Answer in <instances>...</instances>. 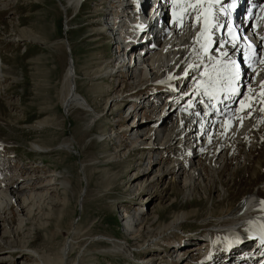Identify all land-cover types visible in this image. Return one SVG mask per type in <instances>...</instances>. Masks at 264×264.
I'll use <instances>...</instances> for the list:
<instances>
[{
  "label": "rangeland",
  "instance_id": "1",
  "mask_svg": "<svg viewBox=\"0 0 264 264\" xmlns=\"http://www.w3.org/2000/svg\"><path fill=\"white\" fill-rule=\"evenodd\" d=\"M5 3L6 9L0 7V162L6 167V174H14L11 176L14 186L24 180L43 184L50 174L59 178L54 192L46 188L41 190L45 194L32 208V220L18 238L20 244L27 238L32 241V253L39 252L44 259L49 256L52 264H58L55 263L58 251L70 240L74 242L70 264L76 258V264L81 259L80 264H124L126 253L117 252L111 244L117 241L131 246L134 256L149 259L156 254L158 264H169L171 251L162 250L160 242L172 240L178 248L174 252L191 253L187 248L201 242H195L194 235L199 238L213 230L216 222L212 216L231 204L240 205L249 193L256 191L259 183L264 186V167L257 166L259 159L264 161V131L261 128L252 132L248 144L244 137L231 151L233 154L227 153L222 176L216 184L208 185L210 175L207 170L204 176L207 181H197L190 193L185 192L189 189L184 186L190 177L189 170L178 176L163 171L165 162L169 165L176 159L175 155L159 158L158 154L134 147L135 141L127 132L129 121H133V118L129 120L128 114L132 110L135 113L141 104L133 106L128 102L122 109L120 102H113L109 107L112 99L118 98L119 90L123 94L132 90L124 72L120 78L104 77L110 62L117 58L111 54L115 49V46L111 47L114 39L106 40L101 36L99 14L106 10V1L104 5L101 0L84 1L77 12L65 10L66 0H6ZM106 12L114 14L116 9L108 7ZM165 20L169 19L161 16L156 24L161 23L162 28ZM141 39L147 40V37ZM61 40L65 41L66 48ZM70 60L76 71L79 106L74 105L67 114L60 100L61 83ZM183 68L181 66L180 70ZM185 85L188 84L183 83ZM148 89L146 92L152 94L153 88ZM150 106H141L140 128L147 127L150 117L155 116L167 120L164 129L168 130L177 113H163L167 107L163 103L162 106L158 103L159 109L152 110ZM243 121L244 127L249 126L251 132L253 119ZM133 122H140L139 117ZM251 138L261 143L260 149L253 148L255 141ZM34 145L52 151L36 152ZM247 150L255 158L263 157L248 160L243 166ZM197 162L195 157L193 167H197ZM248 164H251L249 169ZM255 169L262 175L260 179L253 175ZM64 180L67 190L59 185ZM5 188L9 191L13 186ZM23 188H27L25 192L33 191L30 184ZM81 192L85 195L82 205L77 203ZM52 198L54 200L50 202ZM255 199L261 203L257 195ZM13 205L12 214L7 213L4 218L5 221L11 218L16 226L21 218L20 206ZM31 207L32 204L29 209ZM209 212L212 214L206 218L211 217L208 220L213 224L206 225L208 220L204 222L203 216ZM182 214L185 221L168 226L174 217ZM133 217L141 220L134 226V230L141 228L137 232V243L129 240L126 233ZM35 224L42 227L37 234H34ZM208 226L212 229L205 232ZM57 230L61 235L54 238ZM75 231L77 235L72 238L74 234L69 233ZM213 236L214 243L217 239L226 241L235 235ZM137 246H141L139 250ZM149 247H153V252L145 250ZM197 248L194 262L208 264L199 261L198 254H206L202 248ZM220 257L218 255L216 260L220 261Z\"/></svg>",
  "mask_w": 264,
  "mask_h": 264
},
{
  "label": "bare ground",
  "instance_id": "2",
  "mask_svg": "<svg viewBox=\"0 0 264 264\" xmlns=\"http://www.w3.org/2000/svg\"><path fill=\"white\" fill-rule=\"evenodd\" d=\"M81 1L82 0H66L65 10L77 12L84 4V0ZM5 2L6 0H0V7L3 6V8L6 9L8 6H6ZM3 3L5 5H3ZM131 6L133 5H129L122 12V23L113 38V45L115 46L114 51L116 48H119L118 45L121 42L123 43V38H126L123 36V33L128 24L127 19L134 16H128L127 13H135L130 11ZM110 15L111 14L109 13L108 16ZM216 15H218L219 18H222V15L216 13V9L204 6L200 0H162L160 14L155 19L154 23L157 25L156 22H158L161 16H164V19L169 20H167V22L166 20L163 21L165 24L162 28L160 26L161 29L159 30L156 29L155 26H152L146 36L147 40H136L135 36L131 37L129 41L130 55H127V59H124V56L119 54L116 59L110 62L108 67L109 70L104 76L108 79L120 78L122 75L121 73L124 72L127 79H129V83H131L130 90H132L131 92L134 94V97H130L129 99L130 94L126 93V95L123 96L124 94L121 92L122 90H119L118 98H113L109 107L113 102H120L122 109H124V105L128 102H131L133 105L138 103L137 105L141 104V106H144L147 103L146 97L154 95L155 100L154 103L151 104L152 106L155 105L152 107V110H154L159 109L160 105L158 106V103H161L162 106L163 101L161 100L163 98H158V94H149V92H146L145 88L148 85L159 86L164 82H178V79L181 80L186 74L188 78L184 83H187L190 86L188 89L189 93H186V96L174 94L172 99H166V105L169 104L170 110H165L164 112L162 110L163 113H166L167 111L177 113L174 123L168 128V130L164 129L167 120L154 118L155 116L150 117L151 120L147 122V127L144 126L140 128L139 125L142 123V117L139 115L142 107L139 106V109L137 111L135 110V113L131 109L132 111H130L128 117L129 120L133 118L134 121L138 116L140 122L129 121L127 132L131 134L130 139L135 141L134 147L137 146L136 149L138 150L146 149L145 151L148 153L153 152L158 154L159 158H162L163 155L164 157L175 155L176 159L172 160L169 165L165 162L163 171L178 176L184 170H189L188 175L190 177L188 178V182H185L184 185H187L186 188L189 190L185 192L188 193L192 191L197 181H207V178L204 177L207 175V170L210 175V179L207 182L209 183L208 185L212 187L216 184V181L222 176V169L225 167L224 164L226 163L227 153H231V151L242 142L241 139L244 137H247L245 143L248 144L250 142V139L248 138L251 136L252 132H257L259 128L264 131V96L261 95V93H264V88L260 87V82L262 78H264V64L260 63V60L263 59L264 55V39H261L264 35V28L255 33L251 40L242 42L238 51L237 64L240 66V78L239 82L233 83L236 84L238 90L242 92V97L232 94L231 100L224 104L222 110L218 112L209 111L207 115L201 113V110L198 107V104L201 103V100H198L199 94L202 92L201 85H209L211 84L210 82H213L212 85L224 83L226 78H230L231 69L233 68L232 64H228L230 67V70L227 72L228 76H223V74L216 72L217 69L220 68V64L233 58V50L227 52L228 56L225 57L223 55L225 51L222 50L223 48L219 47V44H222V41L217 30L218 24L216 23ZM67 31L66 28V32ZM61 42L66 48L65 41L61 40ZM125 44L126 41L123 44V48ZM249 44L252 45L251 51L247 47ZM205 49H207V51H205ZM197 54L198 57L196 56ZM200 55H202V57H200ZM250 57L251 59H249ZM71 62L72 61L70 60L67 64V69L61 83L60 105L67 114L74 105L77 107L79 106L76 92V71ZM181 66L184 67L182 70H180ZM197 68L199 70H205L206 75L204 77L199 76L198 70H196ZM178 70H180L179 73H176ZM218 80H220V82ZM142 87L144 90L140 91ZM207 92L211 95H215L212 91ZM142 98H144L143 100L145 104L142 103ZM191 101L193 102V105L188 106L187 104ZM83 103L85 104L84 99ZM106 105L107 102L105 103V107ZM82 107H85V105ZM184 111L187 112L186 115H183ZM189 112L192 113L188 114ZM245 118L253 119L252 122H254V126L251 132L249 126L244 127L245 122L243 119ZM141 131H143L144 134H142ZM251 140L253 142L255 141L253 138H251ZM33 148L36 152L44 154L52 151L51 149H47L40 145H34ZM253 148L260 149L261 143L255 141ZM245 152L246 159L243 161V166L247 164L248 160L255 161V159L258 160V157L260 156L259 155L255 158L251 151L247 150ZM231 154H233V152ZM195 157L198 158L197 167H193V165H196L194 164ZM201 160L204 162H201ZM259 160L261 161L257 163V166L264 167V161H262V159ZM250 167L251 164H248L247 169ZM13 175L11 176L13 177ZM253 175L256 179L262 177L256 169L253 170ZM4 176L5 177L0 182V253L7 255H0V261H2L1 264H52V258L49 256H45L44 259L38 251V253H32L33 251L30 247L33 243L31 240H28L27 238L26 242L20 244L18 238L23 235L24 231H26V226L32 220V208L36 206L38 200L41 201V198L45 194L42 193L41 190L46 188L47 190L54 192L56 190V184L59 181L58 176L55 174L48 175L47 181L43 184H34L33 181L26 183L24 180L17 183L15 186L12 183L11 176L6 174L5 171ZM26 184H30L33 187V191L30 189V192H25L24 189L27 188L23 187L26 186ZM8 185L13 186V189H9L8 191V189L5 188V186L7 187ZM59 185H61L64 190H67V183L65 180L61 181ZM260 185L262 184L259 183V186ZM221 187L223 188V183L221 184ZM258 187L254 193H249L244 200L240 202V205L236 206V204H231L228 207L221 209L220 214L212 216L215 218L214 221L216 222L213 230L199 238L197 237V234L194 235L197 237H193L194 241L201 242H199L198 245L195 244L194 246L192 245L187 248L191 253H184V250L178 252L177 255L180 256V264H196L197 262H194V257L196 256L194 255V253H196L195 248H202V250L205 251L206 257L208 254L207 246L214 248V245L216 247L214 250L216 253L214 263L228 264L231 258H236L237 254H235L234 247L236 248L249 240L245 239V235L254 232V229L257 227L255 223L262 222L264 224V205L258 203V200L255 199V195L264 197V186L262 185L259 189ZM84 196L83 192H81L77 203L80 202L82 205ZM252 199L254 201L257 200V202L255 201L257 205ZM53 200L54 199L52 198L50 202H53ZM14 203H17L20 206L18 213L21 215L19 222H17L18 225L16 226H13L14 221L11 218L7 219V221H5L4 218L7 213H9V215L12 214ZM30 204H32V207L29 209ZM211 214L212 213L209 212L205 217L203 216L204 222L207 219L206 216ZM122 219H124V217ZM57 220H59V218H57ZM183 221H185L183 214L177 215L172 221H170L168 226L174 224L178 225ZM209 221L210 220L205 222L206 225L213 224ZM140 223L141 220L139 217H133L130 223L131 226H127V238L133 243L138 242L139 235L137 232L141 229L134 230V226H137ZM35 226L34 234H37L42 227L40 224H35ZM210 232L212 234H210ZM224 233H231L235 236L237 235V237L240 238L239 242L238 240L237 242L234 241V236L232 238V241H234L233 243L230 239L227 244L226 241L222 239H217L216 242L213 243L214 239L211 237L212 235L221 238L222 236L220 235ZM69 234H74L72 237L74 238L77 235V231ZM60 235L61 232L57 230L54 232L53 237H60ZM72 241H74V239H72ZM111 244L113 245L114 250L119 253L134 255L133 250H131V246L129 245L125 246L117 241H112ZM73 245L74 242L71 243L70 240L65 241L58 251L57 262L55 263L70 264L69 260L72 257L74 249ZM144 245L145 243L142 246ZM139 247L141 246H137L136 249ZM228 247H231L232 249L230 252L231 255L225 257L226 254L223 252H227ZM152 248L153 247H149L145 250L151 253L153 252ZM246 249L248 250V248ZM239 252L243 253V251ZM153 255L154 257H149L148 260L152 261L151 264H158L159 258L155 257L158 255ZM218 255L219 257L221 255L220 261L216 260ZM76 260L77 258L72 264H76ZM183 260H185L184 263ZM82 261L83 259L79 260V263L77 264H80ZM250 264H264V261L259 258H254V261H250Z\"/></svg>",
  "mask_w": 264,
  "mask_h": 264
},
{
  "label": "snow or ice",
  "instance_id": "3",
  "mask_svg": "<svg viewBox=\"0 0 264 264\" xmlns=\"http://www.w3.org/2000/svg\"><path fill=\"white\" fill-rule=\"evenodd\" d=\"M227 2V0H210V3L212 4H217V5H220L221 7V10L225 11L226 13V9H224V4ZM233 7H235V5H233ZM224 26L226 28H228L229 26L227 25V22L225 21L224 22ZM244 39H247V37H244ZM261 39H264V37H262ZM227 42V41H226ZM237 42H233L232 43V47L235 49L237 47ZM219 47L220 48H223L224 47V44H219ZM248 49L251 51L252 50V45L249 44L247 45ZM205 51H207V49H205ZM223 55L225 57L228 56V53L227 52H224ZM251 59V57L249 58ZM260 63L261 64H264V59L260 60ZM231 64L234 66L232 69H231V76L229 78V87L232 86V83L236 80H238L240 78V66L238 64H236L235 61H231ZM260 87L261 88H264V78H262L261 82H260ZM232 93L233 95L235 96H241L242 97V92H240L238 89H235V88H232ZM262 96H264V93H261ZM227 99V97H226Z\"/></svg>",
  "mask_w": 264,
  "mask_h": 264
}]
</instances>
